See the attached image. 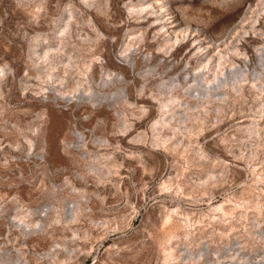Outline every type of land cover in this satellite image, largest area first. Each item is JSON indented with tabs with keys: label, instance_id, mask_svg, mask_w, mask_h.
Listing matches in <instances>:
<instances>
[{
	"label": "rangeland",
	"instance_id": "1",
	"mask_svg": "<svg viewBox=\"0 0 264 264\" xmlns=\"http://www.w3.org/2000/svg\"><path fill=\"white\" fill-rule=\"evenodd\" d=\"M0 264H264V0H0Z\"/></svg>",
	"mask_w": 264,
	"mask_h": 264
}]
</instances>
